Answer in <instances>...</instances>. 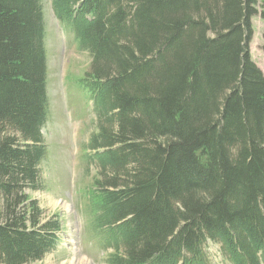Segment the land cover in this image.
Here are the masks:
<instances>
[{"label": "trees", "instance_id": "obj_1", "mask_svg": "<svg viewBox=\"0 0 264 264\" xmlns=\"http://www.w3.org/2000/svg\"><path fill=\"white\" fill-rule=\"evenodd\" d=\"M50 3L91 57L86 198L106 263L209 264L210 240L229 264H264V75L248 47L264 0ZM44 39L42 0H0V264L42 259L60 231L28 194L44 186Z\"/></svg>", "mask_w": 264, "mask_h": 264}, {"label": "rangeland", "instance_id": "obj_2", "mask_svg": "<svg viewBox=\"0 0 264 264\" xmlns=\"http://www.w3.org/2000/svg\"><path fill=\"white\" fill-rule=\"evenodd\" d=\"M42 12L48 96L42 135L48 154L39 167L44 186L28 194L37 202L43 222L59 215L60 231L56 246L32 264H107L86 198L96 176L93 159L85 157L86 145L97 125L92 101L78 87V79L91 69V57L78 48L72 33L64 31L50 0H42ZM251 26L249 54L264 75V21L259 14L252 16ZM105 124L110 127L112 121ZM204 252L209 264H229L216 242L207 240Z\"/></svg>", "mask_w": 264, "mask_h": 264}]
</instances>
